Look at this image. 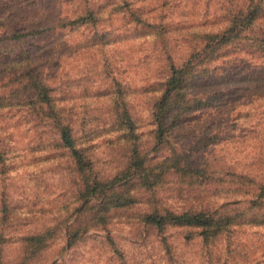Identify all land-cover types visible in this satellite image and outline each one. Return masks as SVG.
Segmentation results:
<instances>
[{"label":"rangeland","instance_id":"1","mask_svg":"<svg viewBox=\"0 0 264 264\" xmlns=\"http://www.w3.org/2000/svg\"><path fill=\"white\" fill-rule=\"evenodd\" d=\"M249 1L0 0V264H264V226L143 223L264 188V57L214 38Z\"/></svg>","mask_w":264,"mask_h":264},{"label":"trees","instance_id":"2","mask_svg":"<svg viewBox=\"0 0 264 264\" xmlns=\"http://www.w3.org/2000/svg\"><path fill=\"white\" fill-rule=\"evenodd\" d=\"M249 2L250 4L245 11L244 9L239 10L238 7L229 12L226 16L227 26L223 32L216 34L214 38L218 41V39H222L223 37V40H228V43H233L236 40L238 43L247 40L252 41L254 45L253 47L256 48V53H259L264 57V31L259 32L260 29L259 31L254 30L256 23L260 20H264V0H250ZM244 31H248L253 37L249 38V35L241 37ZM250 48L251 47H249V49ZM168 93L169 92H165L164 95L159 98V101H162L160 106L162 108L159 110L156 117L157 126L155 139L158 138L162 141L165 138H171L169 136L171 127L169 126L170 124H168L169 113L162 105L169 102L170 99L172 100L175 98L174 100H176L175 95L169 98V96H167ZM179 118L180 116L174 117V122L177 123ZM179 126L180 123L176 127ZM62 139L68 147H71L72 150H74L73 155L76 156V163H82L77 157L80 153L76 151L73 139L65 129L62 131ZM135 151L136 149L132 148L129 151V154L134 155ZM190 166L191 165H187L185 168H189ZM263 178L264 177H260L257 180L263 181ZM248 192L250 194H247ZM244 194L250 196V199L247 202V207L239 208L236 211L226 210L224 208L225 205L209 209H194V211L184 212L180 215H176L172 211L160 212L155 209L152 214L145 216L143 223L144 225L153 227L158 231H163L170 225L197 229L200 231L198 237H200L204 243L208 244L215 241L217 238L229 237L232 232H235L242 226H264V188L260 187L257 191L252 188H247L246 193ZM152 207L153 209L155 208L154 206H150V209ZM227 208L229 207L227 206ZM24 241L30 246L26 251L28 252L27 255H29L27 260H31L34 254L42 251V248L47 246L45 245L46 243L51 242L45 234L41 235L40 232L24 237L21 242L24 243ZM23 255L26 256L25 252L21 257H23Z\"/></svg>","mask_w":264,"mask_h":264}]
</instances>
